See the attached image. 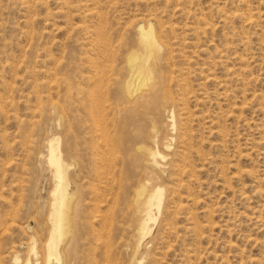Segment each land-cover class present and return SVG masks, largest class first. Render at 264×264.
<instances>
[{"label":"rangeland","instance_id":"rangeland-1","mask_svg":"<svg viewBox=\"0 0 264 264\" xmlns=\"http://www.w3.org/2000/svg\"><path fill=\"white\" fill-rule=\"evenodd\" d=\"M140 26L170 105L163 206L136 251L121 92ZM52 139L78 199L68 264H264V0H0V264H45Z\"/></svg>","mask_w":264,"mask_h":264},{"label":"bare ground","instance_id":"bare-ground-1","mask_svg":"<svg viewBox=\"0 0 264 264\" xmlns=\"http://www.w3.org/2000/svg\"><path fill=\"white\" fill-rule=\"evenodd\" d=\"M138 29L144 37V41L140 44L139 50L130 53L125 60L128 73L121 92V97L126 100L124 111L129 115L126 124L128 128L130 124L135 127L130 143V152L135 155L136 162L141 167V176L135 186L133 204L137 235L136 251L142 247L146 240L150 225L158 221L155 212L160 213L163 206L164 188L156 180L161 179L165 173L162 167L164 157L160 148L164 146L162 144H165L164 142L168 137L163 134L160 116L170 105L169 92L166 90L165 80L159 72L161 56L152 39L154 29L151 27L147 30L144 26H140ZM172 103L175 102L172 101ZM122 112L123 109H119L118 114ZM166 124L169 132H176V118L174 115L171 116V113L166 118ZM180 138L182 139V135ZM48 148L47 160L50 166L55 169L58 189L53 195L54 204L51 212L55 231L46 246L45 264H68L70 260L68 252L71 249L69 247L75 240L74 227L77 218L78 199L76 193L70 194L65 190L64 182L67 180L73 165L67 159H63L57 139L50 140ZM18 261L16 258L14 264H17Z\"/></svg>","mask_w":264,"mask_h":264}]
</instances>
